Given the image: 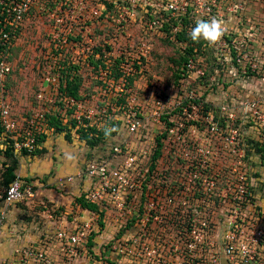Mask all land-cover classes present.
Here are the masks:
<instances>
[{
  "label": "rangeland",
  "instance_id": "rangeland-1",
  "mask_svg": "<svg viewBox=\"0 0 264 264\" xmlns=\"http://www.w3.org/2000/svg\"><path fill=\"white\" fill-rule=\"evenodd\" d=\"M236 3L241 9L221 0L214 12L188 13L183 26L182 16L168 12L171 19L163 17L166 0H31L27 7L19 1L0 0V31L5 29L0 33V84L4 100L19 118L39 109L41 90L46 109H65L56 100V89L67 80L78 85L81 109H106L111 104L121 105L119 109L195 107L196 117L187 121L178 142L174 136L163 137L147 119L137 135L121 128L93 148L75 132L70 140L65 138L57 125L49 139L72 140L67 148L57 143L62 154L71 155L65 165L68 172L78 154L81 171L96 157L108 155L113 143L125 141L136 148L145 141L154 143L153 149L160 153L157 168L167 171L165 180H158L160 185L200 188L203 203L198 209L216 235L217 246L224 244L221 239L229 231L234 245L248 244L255 249L258 264H264V0ZM213 17L223 23L220 42L214 47L203 40L193 42L189 33L196 21ZM182 26L184 35H177ZM189 59L193 68L187 66ZM0 163L1 207L6 187L2 173L8 162ZM25 165L33 175L46 174L45 162L30 159ZM240 186L243 192L238 191ZM43 188L76 198L72 191L57 190L46 181ZM65 198L60 197V205ZM53 203L39 193L28 203L8 205L5 215L11 234L2 233L0 245L9 249L29 243L26 239L34 235L41 239L53 234L56 224L47 220L60 217ZM177 220L172 215L170 221ZM134 228L137 231L134 226L125 235ZM145 229L144 238H152L164 250L166 239L173 241L177 234L169 222Z\"/></svg>",
  "mask_w": 264,
  "mask_h": 264
},
{
  "label": "built area",
  "instance_id": "built-area-1",
  "mask_svg": "<svg viewBox=\"0 0 264 264\" xmlns=\"http://www.w3.org/2000/svg\"><path fill=\"white\" fill-rule=\"evenodd\" d=\"M15 1L27 7L31 0ZM236 1L226 0L233 3V8L241 9V4L238 5ZM220 2L221 0H166L164 8L166 16L168 12L172 17L188 13L198 15L216 11L215 7L219 8ZM156 22L159 23L158 18ZM2 32L5 29L1 28L0 33ZM3 36L6 37L7 34L3 33ZM3 64L2 62L1 65ZM187 66L194 67L191 59ZM1 70L3 71V67ZM200 72L197 70V73ZM45 80H49V76ZM3 88L0 84V148L5 150L10 146L16 154H30L39 148L40 135L49 137L54 132L53 127L48 124V109L44 107L43 101L44 91L37 94L39 109H35L28 118H19L4 100ZM63 99L66 106L75 107L72 114L66 113V110L61 113L62 123L71 130H74L70 123L72 119L76 121L75 128L96 126L98 129L106 125L108 119H113L120 121L118 130L124 128L128 135H137L147 119L157 126L160 134L166 132V138L169 140L174 136L176 142L186 131L187 121L193 120L197 112L195 107L119 109L121 106L117 107L116 104H111L106 109H81L80 101L71 97ZM166 103H169L167 98ZM153 146L154 143L146 145V141L142 148H136L133 143L129 145L125 141L113 143L108 155L96 157L83 170L65 178L66 182L78 178L82 183L79 195L83 193L86 202L97 208L92 210L76 203V207L66 217L63 216L62 224L54 229L53 234L38 241L17 245L12 251V257L3 264H108L107 261L114 264H258L259 257L255 249L243 243L234 245L229 231L221 239L224 244L217 246L216 235L212 234L205 217L198 209L203 203L200 188L181 184L160 185L158 180H165L167 171L164 174L157 168L158 157L153 160ZM183 154L187 156L186 152ZM184 174L185 172L181 174V178ZM238 191L243 192V187L240 186ZM35 196L33 183L17 178L7 188L4 202L6 206L19 201L29 202ZM172 215H177L176 223L170 221ZM168 222L176 228L177 234L173 241L166 239V250L152 241V238H144L145 227ZM134 226L137 231L134 228L133 233L125 235ZM152 237L156 235L152 234Z\"/></svg>",
  "mask_w": 264,
  "mask_h": 264
},
{
  "label": "crops",
  "instance_id": "crops-1",
  "mask_svg": "<svg viewBox=\"0 0 264 264\" xmlns=\"http://www.w3.org/2000/svg\"><path fill=\"white\" fill-rule=\"evenodd\" d=\"M67 141H68L67 139L53 140V139H49V137H45V139L42 142H40L39 148L35 153H33V154H17L18 156L16 157L17 158V167L15 169V173L22 178H24V177L35 178V180H32V182L37 187V193H36L37 197L40 193L43 196H48L50 198V200L55 202V203H53L52 207L53 208L55 207V209H53V210L55 213L57 212L60 217L57 219L53 218V219L47 220V222H50L51 224H56L55 227H54V225H51L55 229L62 224L61 219L66 217V214L69 213L70 211H72L76 207V205H75L76 204V198H74V199L73 198L70 199L68 197L65 198V196L63 195V192H60V191H58V193H51L50 191L47 190V188H43V181H46V184H48V183L55 184L57 190H63L64 188H66L68 191H72L74 196L79 195L78 192L80 191V184H82L78 178H74L71 182L65 181V178H67L68 176H73L74 174L79 172V170L81 168V166L80 167L77 166L78 165L77 161L80 160L79 158H81V155L78 154L79 156L76 158V161L74 163L69 164V168H72L71 172H68V170H66L65 165H68V162L72 158H71V155L69 156L68 154H65V153L62 154L61 153V151H62L61 147H58L57 143L59 142L60 144L65 145V147L67 148L71 144V143H67ZM71 141H68V142H71ZM79 143H81V142H79ZM52 145H54V148H52ZM65 147H63V149ZM48 156H50V160H49ZM30 159H33V160L37 161L38 163L45 162L46 174L44 175V177H42L40 174L39 175L38 174L33 175V173L31 171H28V169L26 168V165H25V167L23 166L24 163L30 161ZM0 160L1 161H7L5 154H3L2 152H0ZM60 197H63L66 199V201H64L65 199L63 200L64 202L61 205H60V203L62 201H60L61 200ZM40 200H41L40 202H42V204H44V201H42V199H40ZM9 205H11V204H9ZM7 209L8 208L6 205H2L0 207V238H1V234L2 233L4 234L5 232L7 234V231H8L9 235L11 234V233H9V230L11 231V229L9 228L10 227L9 221L6 219L7 215H5ZM1 213H4V215L2 216ZM50 217H51V215H49V218ZM28 236H33V235H28ZM35 236L36 235H34V237H32L30 239H26V240H30V242L31 241H38L40 238L39 237L36 238ZM22 240H25V239H22ZM22 244H24V243H22ZM15 247L16 246L10 247L9 249H5L4 247H2L0 245V255H1L0 257H2L0 259V264L2 262L4 263L6 260H8L9 258L12 257V251L14 250Z\"/></svg>",
  "mask_w": 264,
  "mask_h": 264
},
{
  "label": "trees",
  "instance_id": "trees-1",
  "mask_svg": "<svg viewBox=\"0 0 264 264\" xmlns=\"http://www.w3.org/2000/svg\"><path fill=\"white\" fill-rule=\"evenodd\" d=\"M162 15H163V17L166 16L165 13ZM184 16L185 15H182V17H181V19H182L181 23L183 26L186 22L185 21L186 16L185 17ZM167 19L169 20L171 18H167ZM183 26L180 28L179 31L175 32L177 35L183 34V31H184ZM0 37H1V35H0ZM58 91H59V93H57L56 100H59V102L62 103V105L65 109H48V111H47L48 124L50 127H53L54 132L56 130V127H55L56 125H57V129H59V130H61V127H62L63 128L62 131L65 133V138H68L69 140H70V138H72L71 132H75L78 135V138L82 141V143H85V145H87L88 147H92V148L96 147V145L99 144V142L101 140L107 141V139H110L113 137V135L115 134L116 131H113L109 137L105 138L104 129H105V127H115L116 130H118V128L120 127V121H118V120L108 119L106 125L101 127V129H98L96 126H90L88 128H83V127L75 128L76 121L74 119H72L70 121L71 127L74 128V130H71V128L64 125L62 123V118H63V116L61 114L62 110H66V113L72 114L75 107L69 106V105L66 106L63 98L64 97H71V98H74L76 101H81V99H79L80 95H78V85L76 83L69 81V80L65 81L64 84H60ZM119 106H121V105H119ZM161 135L163 137H166V132L165 133L163 132V134H161ZM45 137H46L45 135H40L39 140L42 142L45 139ZM158 141H160V139ZM160 145H161V141H160ZM37 150L38 149H36L34 152H32L30 154L35 153ZM2 153L5 154V156L7 158V162H8V163H4L5 170L2 173V180H3L4 185H6L5 191H4V196L2 198V202H3V205H6L4 202L6 190L13 181H15L17 178H20L22 181H25L27 183H33L32 182L33 179L27 178V177L22 178L15 173V169L17 167V158L16 157L18 155L12 151V148L10 146L7 147L5 150H3ZM21 154H26V153H21ZM159 154L160 153H159V151H157V148H156L155 152H154L153 160H155ZM36 188H37L36 185L33 184V189L36 190ZM19 202L28 203L27 201H19ZM15 203H18V202H15ZM76 203L80 204L82 207H88L92 210L97 208L95 205H92V204H89L86 202L83 193L76 196ZM107 262H108V264H114L111 261H107Z\"/></svg>",
  "mask_w": 264,
  "mask_h": 264
},
{
  "label": "clouds",
  "instance_id": "clouds-1",
  "mask_svg": "<svg viewBox=\"0 0 264 264\" xmlns=\"http://www.w3.org/2000/svg\"><path fill=\"white\" fill-rule=\"evenodd\" d=\"M223 35V23L215 17L210 18L209 20L198 19L195 23V27L192 28L189 33L190 39L193 42L199 43L201 40H203L210 47H214L216 44H218ZM113 131H116L115 127H105V137H109Z\"/></svg>",
  "mask_w": 264,
  "mask_h": 264
}]
</instances>
